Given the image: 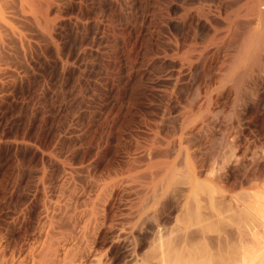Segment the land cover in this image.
<instances>
[{
	"label": "rangeland",
	"instance_id": "rangeland-1",
	"mask_svg": "<svg viewBox=\"0 0 264 264\" xmlns=\"http://www.w3.org/2000/svg\"><path fill=\"white\" fill-rule=\"evenodd\" d=\"M218 1L0 0V37L2 36L3 41H0V264H42L44 259L47 260L45 264L49 263L50 254L47 253L46 256L44 253L50 246L51 250L59 246L58 260L64 257L61 261L64 260L67 264L76 256H79V259L76 258L78 261H84L85 264H160V256L157 255L159 247L161 250L165 249V252L161 251L167 257L164 256V264H180V254L183 264H212L228 249L245 244V239H249L247 242L252 244L251 231L258 225L257 221H251L253 218H247L248 222L233 218L239 212L241 202L251 198L252 192L264 190V124L257 117L261 107H264V98L261 95L255 96L251 107L244 111L245 115H240L239 110H244L246 106L244 100L234 97L232 93L213 99L210 97L213 89H203L208 75L210 82L217 77L214 75L219 66L214 60L217 57L201 61V66L198 64L199 68L191 80L187 71L178 67V57L185 48L184 37L192 31L190 14L196 6L201 5L204 8V13H200L204 14L201 18L204 21L205 18L211 19L205 24L221 23V16L216 9L222 0ZM189 8L193 10L190 11ZM207 24L203 31H199L202 33L199 35L200 43L210 39L212 28ZM224 55L225 53L220 54L219 61L223 60L225 64L228 55ZM195 89L200 91V97L191 102L193 94L197 93ZM204 92H207L208 99ZM198 107H201L200 111ZM210 117H215L212 124L206 121ZM183 120L187 122L184 124L190 126L196 122L198 126H193L200 133L189 135L185 130L180 133ZM201 121L206 122L202 124ZM232 127L236 131H242L239 135L243 137L237 145L231 138L236 135L232 133L235 131ZM231 133L233 135L230 137ZM228 134L227 138L231 140H225ZM191 136L193 138L189 139ZM177 138L181 141L175 142L178 141ZM174 143L183 144L180 150L183 152L180 153L179 145L177 150ZM173 152L179 153H176L179 155L176 158L178 161ZM186 152L189 153L188 157ZM182 153L185 154L181 155ZM183 158L187 160V164ZM182 160L185 166L181 163ZM229 165H235L233 167L236 169L229 172ZM144 166H152V170L148 171ZM162 167L166 168L159 170L163 174L170 170L168 177L176 170L171 180L163 175L167 180L164 182L163 177L162 184L170 183L166 184L169 188L164 186L171 191L167 190L164 195L161 193L166 189L161 187V183L158 187L163 189H158L161 198L166 197L161 209L164 212L161 215L164 216H161V224L156 229L153 228L154 232L142 223L137 225L142 229L135 227V231L146 230L145 235H148L142 240V248L137 253L131 250V255L130 248L134 245L131 244L135 240L132 241L134 238L128 237L126 232L130 222L134 223L130 217L134 215L131 217L133 220L136 217V198L139 200L140 194L142 196L143 190L147 189L144 183L149 180V175H155L158 172L156 169H163ZM184 167L188 173H195L197 183L193 181L194 184H213L214 190V197L206 194L207 190L197 193V215L192 221L196 222L189 225L190 228L182 220L185 217L183 199L186 198L185 195L192 194L188 187L191 186L189 183L192 184L191 177L194 179L195 175L186 174ZM219 169L222 171L219 172ZM146 170L147 177L143 173ZM184 174L189 175V178ZM226 175L235 180L233 185H224L222 177ZM214 176H222V180L216 181L217 177ZM154 177L152 175L157 183L158 179L162 180L159 175ZM153 180L150 178L148 182L152 181L150 183L153 184ZM148 182L146 184L150 187ZM184 189L189 192L183 193ZM178 195L183 197L182 202ZM234 202H237V206ZM93 207L98 210L97 222L92 219V214H87ZM91 224L98 227L94 225L93 228ZM259 227L257 228L260 229ZM188 231L195 233L194 238L192 236L190 242L188 240V246L180 238L182 243L179 245V237L185 236ZM67 247L72 248L68 251ZM41 249L45 250L43 254ZM126 249H129L128 252ZM187 249L192 250L188 253ZM122 250L127 252L126 256ZM184 251L187 252L186 256ZM62 252H65L64 256ZM152 253L158 256L159 261L152 257Z\"/></svg>",
	"mask_w": 264,
	"mask_h": 264
},
{
	"label": "bare ground",
	"instance_id": "bare-ground-1",
	"mask_svg": "<svg viewBox=\"0 0 264 264\" xmlns=\"http://www.w3.org/2000/svg\"><path fill=\"white\" fill-rule=\"evenodd\" d=\"M29 1V0H28ZM211 1V0H210ZM218 0H216V2H217ZM191 2V1H190ZM190 2H189V4H190ZM201 2V1H200ZM207 2H208V0H207ZM215 2V3H216ZM219 2V1H218ZM178 3V2H177ZM183 3V2H182ZM206 3V2H205ZM209 3V2H208ZM200 4V3H199ZM216 4H219V3H216ZM221 4V5H220ZM219 5V8L217 7V9H216V11L218 12V15L219 16H221V19L220 20H222V21H220L221 23H213L212 25L210 24V22L208 23V24H210L211 26H209L210 28H212L211 30H212V33H211V36L209 37V36H207V37H209L210 39L208 40V41H203L202 43H200V42H198V40L200 39V36L199 35H201L200 33H199V31L201 30V31H203L202 29L204 28V26L207 24H205V22H207V20L208 19H210V18H208V19H206L205 18V20L206 21H204L201 17L202 16H204V14L203 15H201L200 13H204V8L202 7L201 8V5L200 6H196V9L195 10H193L194 9V7H193V9L192 8H189V10L191 11V9L193 10L192 11V13L188 10V12L189 13H191L189 16H190V18H192V20H191V25H192V31H191V33H189L188 35H186V37H184V39H185V43H184V50L182 51V54H181V56H179L178 57V62H179V69H183V70H186L187 71V73H188V75L190 76L189 78H190V80L191 79H194V77H195V73H196V71H197V69L199 68V66H198V64H200V62L201 61H206L208 58H211V57H217L216 59H214L215 61H216V63H218L219 64V66H217L218 68L217 69H215V73L216 74H214L215 76L217 75V77L216 78H214V80L213 81H209V75L207 76V80L205 81L206 82V86L203 88V89H207L208 87H211L212 89H213V95H211L210 94V97L211 98H213V99H215V98H217V97H224V94L226 93H232L233 94V96L234 97H236V98H238V99H240V100H244V102H245V105L244 104H242V105H244L245 106V108H244V110H239V113H240V115H243L244 113H246V112H244L245 110H247V109H249L250 107H251V105H252V100H253V98L255 97V96H259V95H261L262 96V98H264V0H222L221 1V3H220ZM4 5V4H3ZM29 5V4H28ZM179 5V4H178ZM182 5V4H181ZM210 5V4H209ZM213 5V4H212ZM27 6V5H26ZM49 6V5H48ZM202 6H204V5H202ZM215 6V5H214ZM213 6V7H214ZM216 6H218V5H216ZM50 7V6H49ZM197 7H200V8H197ZM22 8V7H21ZM20 8V9H21ZM207 8V7H206ZM209 8H210V6H209ZM211 8H212V6H211ZM183 10H184V8H183ZM187 10V9H186ZM209 10V9H208ZM212 10H214V8L212 9ZM2 11V10H1ZM0 11V12H1ZM24 11V10H23ZM185 11V10H184ZM207 11V10H206ZM211 11V10H210ZM30 12V11H29ZM212 12V11H211ZM173 13V12H172ZM180 13V12H179ZM186 13V12H185ZM210 13V12H209ZM214 13V12H213ZM216 13V12H215ZM44 14V13H43ZM42 14V15H43ZM182 14H184V13H182ZM208 14V13H207ZM207 14H205V15H207ZM2 15V14H1ZM0 15V16H1ZM187 15V14H186ZM209 15V14H208ZM211 15H213V14H211ZM215 15V14H214ZM182 16V15H181ZM219 16H217V18L219 17ZM44 17V16H43ZM214 18H216V16H213ZM3 18V17H2ZM220 18V17H219ZM4 20H5V18H4ZM211 20V19H210ZM213 20V19H212ZM209 21V20H208ZM214 21V20H213ZM215 21H218V19L216 20L215 19ZM188 23V22H187ZM207 24V25H208ZM5 25V24H4ZM1 26H3V25H1ZM207 27V26H206ZM3 28V27H2ZM8 28V27H7ZM208 28V27H207ZM5 31H6V29H4ZM8 30V29H7ZM8 31H11V29L10 30H8ZM189 32V31H188ZM208 32H210V31H208ZM10 33H12V32H10ZM16 33V32H15ZM6 34V33H5ZM209 34V33H208ZM2 37V36H1ZM0 37V41H2V38ZM4 37H6V36H4ZM3 37V40L5 39ZM10 37V36H9ZM18 38V37H17ZM203 39V38H202ZM19 40H20V38H19ZM2 43H3V41H2ZM2 43H0V44H2ZM24 44V43H23ZM195 45H197V46H195ZM181 46V45H180ZM179 48V47H178ZM182 50V49H181ZM180 51V50H179ZM175 52V51H174ZM225 53V55L224 56H227L228 55V57H226L227 58V60H225V64L223 63V60H222V62H220L221 61V59H220V54H224ZM170 53V52H169ZM164 55V54H163ZM167 55V54H166ZM169 55V54H168ZM165 57V56H164ZM173 57V56H172ZM175 57V56H174ZM222 58V57H221ZM224 58V57H223ZM220 60V61H219ZM226 61H228V62H226ZM203 63H205V62H203ZM203 63H202V65H203ZM208 64V63H207ZM163 66V65H162ZM200 66H201V64H200ZM214 66H216V64L214 65ZM1 67V66H0ZM4 67V66H3ZM13 69V68H12ZM203 69V68H202ZM212 70V69H211ZM14 71V70H13ZM209 71V70H208ZM213 71V70H212ZM179 72V71H178ZM2 73H3V71H2ZM180 73V72H179ZM183 73V72H182ZM203 73V72H202ZM174 75V74H173ZM197 75V74H196ZM207 75V74H206ZM205 75V76H206ZM176 76V75H175ZM213 76V75H212ZM211 77V76H210ZM173 78V77H172ZM202 79V78H201ZM197 80H198V78H197ZM211 80V79H210ZM208 82V83H207ZM197 83V82H196ZM199 84V83H198ZM200 86V85H199ZM174 87V86H173ZM197 88V87H196ZM208 89H210V88H208ZM182 90V89H181ZM197 90V93L195 92L194 94H193V96H192V100H190L191 102L192 101H196L197 100V98H198V96H199V92L200 91H198V89H195V91ZM205 91H208V90H205ZM210 91V90H209ZM171 93V92H170ZM203 93V92H202ZM205 93V92H204ZM207 93V92H206ZM204 94L206 97H207V94ZM226 94H225V96H226ZM231 94V95H232ZM168 95H170L169 93H168ZM171 96V95H170ZM169 96V97H170ZM183 96V95H182ZM203 96V95H202ZM168 97V98H169ZM200 97V96H199ZM227 97H228V95H227ZM180 98V97H179ZM204 98V97H203ZM210 98V99H211ZM231 98V97H230ZM184 99V98H183ZM207 99H208V97H207ZM234 99V98H233ZM237 99V100H238ZM201 100H202V98H201ZM187 101V100H186ZM194 101V102H195ZM206 101V100H205ZM210 101V100H209ZM208 101V102H209ZM231 101V100H230ZM239 101V100H238ZM242 101H239V102H242ZM190 102V103H191ZM212 102V101H211ZM200 104H201V102H199ZM221 103V102H220ZM231 103H233V102H231ZM193 104V103H192ZM206 104V103H205ZM211 104V103H210ZM216 104V103H215ZM262 104H264V103H262ZM188 105H190V104H188ZM233 105V104H232ZM237 105H239L238 103H237ZM236 105V106H237ZM170 106V105H169ZM199 106V105H198ZM201 106V105H200ZM204 106V105H203ZM202 106V107H203ZM205 106H207V105H205ZM212 107V106H211ZM232 107V106H231ZM239 107V106H238ZM237 107V108H238ZM199 108H201V107H198V110H199ZM214 108V107H213ZM243 108V107H242ZM240 109V108H239ZM163 110V109H162ZM238 110V109H237ZM181 111V110H180ZM183 111V110H182ZM200 111V110H199ZM164 112V111H163ZM189 112V111H188ZM192 112V110L190 111V113ZM217 112V111H216ZM187 113V112H186ZM189 113V114H190ZM193 113V112H192ZM191 113V115H193ZM196 113V112H195ZM214 113V112H213ZM175 114V113H174ZM258 115H257V117H258V121H260V123H262V124H264V107H261V109H260V111L257 113ZM160 115V114H159ZM198 115V114H197ZM237 115H239L238 114V112H237ZM245 115V114H244ZM243 115V116H244ZM188 116V115H187ZM176 117V116H175ZM184 117V116H183ZM183 117H182V119H183ZM216 117V116H215ZM214 117V118H215ZM237 117V116H236ZM240 117V116H239ZM163 118V117H162ZM204 118V117H203ZM214 118H212V117H210V118H208V119H206V121H207V123H209V124H212L213 122H214ZM244 118V117H243ZM144 119V118H143ZM167 119V118H166ZM181 119V118H180ZM217 119V118H216ZM241 119H242V116H241ZM240 119V120H241ZM147 120V119H146ZM168 120V119H167ZM188 120L189 119H187V122H188ZM194 120L196 121V120H198L199 121V119L197 118V119H195L194 118ZM202 120H205V119H202ZM240 120H237V122L238 121H240ZM163 121V120H162ZM176 121V120H175ZM182 121V120H181ZM205 121V122H206ZM223 121V120H222ZM155 122V121H154ZM179 122V121H178ZM184 120H183V124H181L182 125V127H181V125H180V129L182 128V130H180V133H181V131H186V133L188 134L189 133V135H190V133H200V132H197V129L195 128V126H193V125H195L196 124V122H194V124L193 125H191L190 126V124L188 125V124H184ZM187 122H185V123H187ZM202 122V121H201ZM204 122V121H203ZM203 122H202V124H203ZM204 122V123H205ZM228 122V121H227ZM236 122V123H237ZM171 123V122H170ZM188 123H190V122H188ZM224 123V122H223ZM229 123V122H228ZM241 123V122H240ZM243 123V122H242ZM241 123V124H242ZM215 124V123H214ZM231 124V123H230ZM239 124V123H238ZM240 124V125H241ZM249 124V123H248ZM171 125V124H170ZM173 125V124H172ZM188 125V126H187ZM197 125V124H196ZM198 126V125H197ZM236 126V125H235ZM237 126H239V125H237ZM236 126V127H237ZM246 126H249V125H246ZM259 126V125H258ZM214 127V126H213ZM212 127V128H213ZM242 127V126H241ZM240 127V128H241ZM250 127V126H249ZM155 128V127H154ZM160 128V127H159ZM195 128V129H194ZM199 129L198 130H200V127H198ZM224 128V127H223ZM240 128H237V129H240ZM244 128H245V124H244ZM146 129H147V127H146ZM157 129V128H156ZM232 129H233V127H232ZM232 129H231V131H232ZM242 129V128H241ZM240 129V130H241ZM261 129V128H260ZM166 130V129H165ZM169 130H170V128H169ZM203 130V129H202ZM229 130V129H228ZM233 130H235V131H232V133H235L236 135H234V136H232L233 134L231 133V135H230V137L232 138V141L233 142H236V145H237V142L240 140V138L241 137H243V136H240L239 135V133H242V131H236V128L235 129H233ZM262 130H264V129H262ZM154 131V130H153ZM152 131V132H153ZM184 131V132H185ZM220 131V130H219ZM230 131V132H231ZM244 131V130H243ZM248 131V130H247ZM206 132V131H205ZM215 132V131H214ZM228 132V131H227ZM226 132V133H227ZM229 132V133H230ZM155 133V132H154ZM164 133V132H163ZM183 133V132H182ZM207 133V132H206ZM261 133V132H260ZM150 134V133H149ZM183 134H185V133H183ZM172 135V134H171ZM181 135V134H180ZM179 135V136H180ZM188 135V136H189ZM201 135V134H200ZM193 136H195V135H193ZM202 136V135H201ZM229 136V134L228 135H226L225 136V140H227L228 137ZM167 137V136H166ZM169 137V136H168ZM182 137V136H181ZM154 138V137H153ZM193 137L191 136V138L189 137V139H192ZM198 138V137H197ZM231 138H229L230 140H231ZM164 139V138H163ZM175 139V138H174ZM179 138H177L176 140H178ZM181 139V138H180ZM228 139V140H229ZM169 140V139H168ZM185 140V139H184ZM187 140V139H186ZM195 140H197V139H195ZM150 141V140H149ZM159 141V140H158ZM181 141V140H180ZM179 140L178 141H175V142H180ZM190 141V140H189ZM232 141H231V143H232ZM241 141V140H240ZM183 142V141H182ZM192 142V141H191ZM157 143V142H156ZM167 143V142H166ZM169 143V142H168ZM229 143V142H228ZM158 144V143H157ZM173 144V143H172ZM175 145H176V149L178 150V148H179V152L181 153V152H183V150L182 151H180L182 148V145H180V144H176V143H174ZM226 144V143H225ZM224 144V145H225ZM146 145H147V142H146ZM168 145V144H167ZM177 145H179V147L177 146ZM185 145H186V143H185ZM188 145H189V142H188ZM235 145V146H236ZM157 146V145H156ZM194 146V145H193ZM149 147V146H148ZM153 147V146H152ZM159 147V146H158ZM172 147V146H171ZM170 147V148H171ZM178 147V148H177ZM232 147H234V146H232ZM163 148V147H162ZM164 148H165V146H164ZM174 148V147H173ZM176 149H175V151H176ZM194 149V148H193ZM145 150V149H144ZM151 150V149H150ZM171 150H174V149H171ZM220 151V150H219ZM188 152H190V151H188ZM188 152H186V153H188ZM147 153V152H146ZM163 153V152H162ZM174 153V152H173ZM177 154H179L178 152H176ZM176 153H174V154H176ZM195 153V152H194ZM219 153V152H218ZM222 153V152H221ZM173 154V155H174ZM176 154V157H175V160H177L179 157V155H177ZM183 154H185V153H182L181 155H183ZM158 155V154H157ZM156 155V156H157ZM180 155V156H181ZM185 155H187V157L189 156V153L188 154H185ZM223 155V154H222ZM150 156V155H149ZM155 156V157H156ZM192 156V155H191ZM233 156V155H232ZM241 156V155H240ZM172 157V156H171ZM182 157V156H181ZM186 157V156H185ZM154 158V157H153ZM158 158V157H157ZM177 158V159H176ZM134 159V158H133ZM146 159V158H145ZM152 159V158H151ZM185 158H183V160H184ZM188 159H190V158H188ZM193 159V158H192ZM217 159V158H216ZM235 159V158H234ZM132 160V159H131ZM153 160V159H152ZM162 160V159H161ZM181 161V163L182 164H184L183 162L184 161ZM136 161V160H135ZM147 161V160H146ZM149 161V160H148ZM165 161V160H164ZM166 161H168V160H166ZM178 161V160H177ZM186 159H185V163H186ZM189 161V160H188ZM214 161V160H213ZM224 161V160H223ZM236 161H237V159H236ZM138 162V161H137ZM149 162H151V161H149ZM193 162H194V160H193ZM225 162H226V160H225ZM168 163V162H167ZM175 163V162H174ZM179 164L180 162H176V164ZM190 163V162H189ZM192 163V162H191ZM199 163V162H198ZM244 163V162H243ZM131 164V163H130ZM164 163L162 162V164L161 165H163ZM187 164V163H186ZM186 164H184V166L186 165ZM196 164V163H195ZM221 164V163H220ZM227 164V163H226ZM230 164V163H229ZM236 164V163H235ZM238 164V163H237ZM129 165V164H128ZM144 165H146V164H144ZM152 165H154V164H152ZM168 165H169V163H168ZM168 165L166 166V167H168ZM189 166H191L190 164H188ZM207 165V164H206ZM249 165V164H248ZM255 165V164H254ZM130 166V165H129ZM176 166V168H177V165H175ZM200 166V165H199ZM202 166V165H201ZM219 166V165H218ZM233 166H235V165H229L227 168H228V170H229V172H231V171H233L234 170V168L235 167H233ZM136 167V166H135ZM144 167H146V166H144ZM149 167V168H148ZM148 167H146L147 168V170L149 169V170H152L151 168H152V166H151V168H150V166H148ZM155 167V166H154ZM157 167V166H156ZM158 167H159V164H158ZM164 167H165V165H164ZM193 167V166H192ZM237 167V166H236ZM161 168V167H160ZM163 168V167H162ZM169 168V167H168ZM175 168V167H174ZM175 168V169H176ZM185 168V167H184ZM189 168V167H188ZM216 168V167H215ZM130 169H132V168H130ZM143 169V168H142ZM154 169V168H153ZM156 169V168H155ZM166 168H163V169H156V170H158V172L156 171V170H154V172H157L155 175L154 174H151V176L149 175V177L153 180V178H152V175H153V177L154 178H157V175H159V176H161L162 177V180H160V179H158V183L157 182H155L154 180V182H153V184H151L150 182H152V181H150V182H148L149 180H150V178H149V180L147 181V178H145V177H143V178H145L146 179V181L148 182V184H150L151 186L150 187H148L149 185H147L146 183H144L145 185H144V187L145 188H147L145 191L143 190V192L141 191L142 190V187H141V192L143 193L142 194V196H141V194H140V196L139 195H137V196H139L138 198H139V200L136 198V200L138 201V203H137V205H136V207H135V205H134V207H135V213L133 212V211H131V212H133L134 214H136L135 216V218H136V220H135V218H134V220H133V218H131L132 216L134 217V215H130L131 217H130V219H132V221L134 222V223H132V222H130L131 223V225L129 224V226H127L128 227V229H127V232H126V235L129 237H131V238H134V239H132V241L133 240H135V242L133 241V243L131 244V245H133V247L131 246V248H130V251L131 250H133V252L134 251H136V253H137V251H139L141 248H142V240L144 239V237L146 236V235H148V234H146L145 235V232L147 233V231L145 230V231H138V229H137V231H135V227L139 224V223H142L143 225H145L146 226V228H149V229H151V231H153V228L155 227V229H156V227H157V225L159 226V224H161V216H164V215H161V214H164V212L162 213V211H161V209L164 207V204H163V200H164V198H166V197H164L163 199L161 198L162 197V195L160 196V192L159 191H161V190H163L164 188L166 189V187H168L169 188V186H166V184L167 185H169L170 183H166V184H162L163 183V175H165V177L166 178H168V179H170L171 180V178H173V174H175L176 172V170L173 172V174H172V176L170 177V175H169V177H168V174L170 173V170H168L167 172L165 171L164 172V174L163 173H161L159 170H165ZM191 169H193V168H191ZM236 169V168H235ZM243 169V168H242ZM122 170V169H121ZM147 170H146V172H144L143 171V173H145V176H146V174H147ZM148 170V171H149ZM178 170H179V172H180V168L178 167ZM184 170V169H183ZM188 171H189V169H187ZM221 169H219V172H221L220 171ZM224 170V169H223ZM240 170V169H239ZM251 170V169H250ZM131 171V170H130ZM133 171H135V170H133ZM132 171V172H133ZM185 171H186V168H185ZM191 171V170H190ZM193 171H195L194 169H193ZM142 172V171H141ZM183 172V171H182ZM182 172H180V173H182ZM187 172V171H186ZM198 172V171H197ZM201 172V171H200ZM251 172V171H250ZM125 173H126V171H125ZM129 173V172H128ZM127 173V174H128ZM135 173V172H134ZM148 173H151V172H148ZM162 175H161V174ZM166 173V174H165ZM205 173H207V172H205ZM228 173V172H227ZM232 173H234V172H232ZM238 173V172H237ZM186 174H191V172H187ZM192 174H194L195 175V173H193L192 172ZM191 174V175H192ZM215 174V173H214ZM219 174V173H218ZM217 174V175H218ZM259 174V173H258ZM122 175V174H121ZM185 175V174H184ZM193 175V176H194ZM197 175H198V173H197ZM213 175V174H212ZM250 175V174H249ZM116 176V175H115ZM135 176V175H134ZM133 176V177H134ZM147 176H148V174H147ZM146 176V177H147ZM181 176V175H180ZM187 176H189V175H187ZM186 175H185V177H187ZM223 176V175H222ZM222 176H214V177H217L215 180L217 181L218 179L220 180L221 179V177ZM260 176V175H259ZM128 177V176H127ZM126 177V178H127ZM130 177V176H129ZM160 177V178H161ZM164 177V178H165ZM191 177V176H190ZM211 177H213V176H211ZM244 177V176H243ZM250 177V176H249ZM164 179V182H166V180L167 179ZM187 178H189V177H187ZM186 178V179H187ZM196 178V175H195V177H194V179ZM208 178H209V176H208ZM240 178V177H239ZM135 179V178H134ZM192 179V177H191V180H190V182H192V184L191 183H189V182H185L186 184H190L191 186H189L188 187V190L190 189V191H191V195L190 196H187L188 194V190H185L184 189V192L183 193H185V191H186V194L187 195H185L186 196V198L185 199H183V201L185 200V202H184V206L183 207H185V209H186V211H185V209H184V212H185V215H183V216H185L183 219H182V217H181V219L182 220H184L185 222H186V224H187V226L190 228V226H192V224H194L195 222H196V220H195V222H192V221H194L193 219H194V217H195V215H197V211L195 210L196 208H198V201H199V198L197 199V193L198 192H200V190H201V193H202V190H207L208 191V193H206V192H204V193H206V194H211V196L210 197H214V196H212L213 195V184H210V186H208L209 184H207L206 182H205V184L206 185H202V183L203 182H201L200 183V185H197V184H194L195 182L197 183V179ZM222 179H223V182H224V185H227V186H231V185H233L234 184V179H232L230 176H228V175H226L225 177H222ZM221 179V180H222ZM236 179V178H235ZM247 179V178H246ZM133 180V179H132ZM139 180V179H138ZM160 180V181H159ZM169 180V181H170ZM210 180H212V179H210ZM209 180V181H210ZM249 180V179H248ZM125 181V180H124ZM127 182H129L128 180H126ZM140 181V180H139ZM183 181V180H182ZM193 181H194V183H193ZM209 181H207V182H209ZM214 181V180H213ZM119 182V181H118ZM144 181L142 180V183H143ZM142 183H138V185L139 184H141L142 185ZM154 183H156V184H158V186L155 184L154 185ZM162 184L163 186H161L163 189H161V187H160V189L158 188L159 187V184ZM176 183L177 184H179L177 181H176ZM184 183V182H183ZM182 183V184H183ZM220 183V182H219ZM222 183V182H221ZM236 183V182H235ZM115 184V183H114ZM126 184H128V183H126ZM181 184V185H182ZM188 184V185H189ZM216 184V183H215ZM135 185V184H134ZM140 185V186H141ZM187 185V186H188ZM223 185V184H222ZM223 185V186H224ZM115 186V185H114ZM124 186V185H123ZM130 186V185H129ZM140 186H139V188H140ZM143 186V185H142ZM147 186V187H146ZM178 186V185H177ZM185 186V185H184ZM262 186V185H261ZM111 188V187H110ZM166 189L165 191H163L161 194H164L165 195V193H166V191L168 190V191H171V190H169V189ZM182 188H184L183 186H182ZM214 188H216V187H214ZM244 188V187H243ZM250 188V187H249ZM262 188H264V187H262ZM104 189V188H103ZM129 189V188H128ZM158 189H159V191H158ZM180 189V188H179ZM227 189V188H226ZM233 189H234V187H233ZM256 189V188H255ZM105 190V189H104ZM111 191H112V189H110ZM127 190V189H126ZM137 190V189H136ZM135 190V191H136ZM183 190V189H182ZM182 190H180V191H182ZM109 191V190H108ZM110 191V192H111ZM178 190H176V192H177ZM227 191V190H226ZM254 191V190H253ZM138 192V191H137ZM140 192V193H141ZM159 192V193H158ZM179 192V191H178ZM210 192V193H209ZM217 192H219V190H217ZM228 192V191H227ZM139 193V192H138ZM173 193H175V191H173ZM173 193H171V194H173ZM220 193V192H219ZM218 193V194H219ZM224 193V192H223ZM250 193V192H249ZM100 194H101V191H100ZM178 194V193H177ZM180 194V193H179ZM199 194V193H198ZM215 194V196H217L218 197V195H216V193H214ZM244 194V193H243ZM175 195V194H174ZM180 195H182V194H180ZM180 195H178V197L180 196ZM242 195V194H241ZM251 196V198H249V199H245L246 201H243L242 199V201L243 202H241V204H240V206H241V208L239 207V212H237V213H235L234 215V218L233 219H239V220H243V219H247V218H253V219H251V221L253 220V222H256L257 221V224L260 226H256V228H255V226L253 225V227L255 228H251L253 231H251L252 233H251V235H252V237H251V242H252V244L250 243V241H249V243L247 242L248 240L247 239H243L242 237H238V238H242L241 240L243 241V242H245V244L243 243V244H241V243H239V244H241L238 248L237 247H234L235 249H228L227 251H226V253H224V255L223 256H221L220 255V257H218L217 258V260H214L213 261V263L212 264H264V190H260L259 189V191L257 190V191H254V192H252L251 194H250ZM173 195H171V197H172ZM220 196H221V194H220ZM224 196V195H223ZM235 196V195H234ZM244 196V195H243ZM247 197H248V195H246ZM97 197H98V195H97ZM106 197V196H105ZM201 197V196H200ZM209 197V196H208ZM209 197V198H210ZM247 197H245V198H247ZM100 198V197H99ZM176 198V197H175ZM180 198V197H179ZM178 198V199H179ZM183 197H181L180 198V200L182 199ZM206 198V197H205ZM208 198V199H209ZM219 198V197H218ZM134 199V198H133ZM177 199V198H176ZM212 199V198H211ZM217 199V198H216ZM227 199H228V197H227ZM226 199V200H227ZM237 199V198H236ZM98 200V199H97ZM172 199H170V201H171ZM180 200H178L179 202H180ZM214 200V199H213ZM213 200H210V201H213ZM218 200V199H217ZM238 200V199H237ZM241 200H239V202L241 201ZM132 201V200H131ZM216 201V200H215ZM232 201V200H231ZM101 202V201H100ZM173 202H174V200H173ZM181 202H182V200H181ZM180 202V203H181ZM224 202V201H223ZM92 203V202H91ZM105 203V202H104ZM136 203V202H135ZM170 203H172V202H170ZM219 203H221V202H219ZM231 203V202H230ZM235 203V202H234ZM237 203V202H236ZM235 203V204H236ZM107 204V203H106ZM183 204V203H182ZM234 204V205H235ZM94 205V204H93ZM98 205V204H97ZM113 205V204H112ZM130 205H131V202H130ZM171 205H175V204H171ZM215 205V204H214ZM222 205V204H221ZM91 206V205H90ZM90 206H88V207H90ZM95 206H96V204H95ZM98 206H100V205H98ZM176 206V205H175ZM175 206H173L174 208H175ZM177 208L179 209L180 208V206L178 205V203H177ZM200 206H201V204H200ZM205 206V205H204ZM213 206V205H212ZM224 206V205H223ZM235 206H237V204L235 205ZM182 207V206H181ZM216 207V206H215ZM220 207V206H219ZM99 208V207H98ZM133 208V207H132ZM171 208H172V206H171ZM203 208V207H202ZM217 208V207H216ZM96 207L94 208L93 207V209H89L88 210V212H87V214L88 215H91L92 214V219L93 220H95L96 222L99 220V218H98V210L96 209ZM173 209V208H172ZM171 209V210H172ZM237 209V208H236ZM133 210V209H132ZM198 210V209H197ZM219 210V209H218ZM215 211V210H214ZM221 211H223V210H221ZM161 212V213H160ZM183 212V211H182ZM101 213V212H100ZM132 213V214H133ZM94 214V215H93ZM101 214H103V213H101ZM179 214V213H178ZM211 214V213H210ZM82 215V214H81ZM177 215V214H176ZM102 216V215H101ZM100 216V217H101ZM83 217V216H82ZM91 217V216H90ZM210 217V216H209ZM97 219V220H96ZM101 219H102V217H101ZM104 219H105V217H104ZM103 219V220H104ZM116 220H117V218H115ZM177 219V218H176ZM175 219V220H176ZM180 219V218H179ZM178 219V220H179ZM88 220H89V217H88ZM244 220V221H245ZM248 220V219H247ZM246 220V222H248ZM255 220V221H254ZM130 221V220H129ZM181 221V220H180ZM103 222V221H102ZM105 222V221H104ZM115 222V221H114ZM128 222V221H127ZM176 222V221H175ZM182 222V221H181ZM238 222V221H237ZM82 223H84V222H82ZM89 223V222H88ZM88 223H86V224H88ZM163 223V222H162ZM220 223V222H219ZM239 223V222H238ZM245 223V222H244ZM252 223V222H251ZM78 224V223H77ZM99 224V223H98ZM101 224V223H100ZM107 224H108V221H107ZM126 224V223H125ZM184 224V223H183ZM216 224V223H215ZM73 225H75V223L73 224ZM83 225V224H82ZM89 225V224H88ZM87 225V226H88ZM94 225L95 224H91V226L94 228ZM123 225V224H122ZM142 225V226H143ZM190 225V226H189ZM218 225V224H217ZM95 226H97V225H95ZM138 226H140V225H138ZM137 226V228H141V227H138ZM161 226V225H160ZM84 227V226H83ZM89 227V226H88ZM98 227V226H97ZM96 227V228H97ZM126 227V228H127ZM187 227V228H188ZM213 227H214V225H213ZM257 227H259L260 229H258ZM91 228V227H90ZM106 228V227H105ZM105 228H103L104 230H105ZM108 228V227H107ZM112 228V227H111ZM120 228V227H119ZM160 228V227H159ZM164 228V227H163ZM172 228V227H171ZM97 229H99V228H97ZM142 229V228H141ZM143 229H144V227H143ZM200 229V228H199ZM216 229V228H215ZM160 230V229H159ZM159 230H156V232L157 231H159ZM185 230V229H184ZM193 230V229H192ZM205 230V229H204ZM211 230V229H210ZM91 231V230H90ZM125 231V230H124ZM197 231V230H196ZM196 231H194V232H196ZM94 232V231H93ZM120 232V231H119ZM154 232V231H153ZM152 232V233H153ZM185 232V231H184ZM201 232H202V229H201ZM200 232V233H201ZM86 233V232H85ZM90 233V232H89ZM125 233V232H124ZM148 233H149V231H148ZM157 233H159L160 234V231L159 232H157ZM161 233H163V232H161ZM166 233V232H165ZM168 233V232H167ZM170 233V232H169ZM198 233V232H197ZM102 234V233H101ZM191 234H193V232L191 231L190 233H189V231H188V234L187 233H185V236L183 235V237H179V242L178 243H180V238H182L185 242H186V245H187V242H188V240H189V242H190V239H192V236H193V238H194V234L193 235H191ZM250 234V233H249ZM88 235V234H87ZM105 235V234H104ZM117 235V234H116ZM121 235V234H120ZM158 235V234H157ZM163 235V234H162ZM162 235H160V237L162 236ZM166 235V234H165ZM202 235V234H201ZM204 235H205V233H204ZM102 236V235H101ZM180 236V235H179ZM243 236V235H242ZM126 237V236H125ZM159 237V240L162 238H160ZM177 237V236H176ZM250 237V236H249ZM81 238H83L82 237V235H81ZM130 238V239H131ZM146 238V237H145ZM156 238H157V236H156ZM64 239V238H63ZM68 239V238H67ZM127 239H129V238H127ZM165 239V238H164ZM173 239V238H172ZM176 239V238H175ZM124 240H125V238H124ZM56 241V240H55ZM63 241V240H62ZM78 241V240H77ZM79 241H80V239H79ZM155 241H157V240H155ZM160 241H162V240H160ZM165 241V240H164ZM164 241H162V242H164ZM172 241V240H171ZM182 241V240H181ZM183 241V242H184ZM239 241V240H238ZM71 242V241H70ZM118 242V241H117ZM173 242H175V243H177V241L176 240H174ZM184 242V243H185ZM198 242V241H197ZM246 242H247V244H246ZM56 243V242H55ZM54 243V244H55ZM165 243V242H164ZM163 243V244H164ZM166 243H168V241L166 242ZM182 243V242H181ZM181 243L179 244V245H181ZM47 245H48V243H46ZM49 244H51V243H49ZM53 244V243H52ZM51 244V245H52ZM53 244V245H54ZM82 244V243H81ZM84 244V243H83ZM129 244V243H128ZM155 244V243H154ZM160 245H161V242L159 243ZM162 244V247L164 246ZM190 244H192V243H190ZM196 244V243H195ZM45 245V244H44ZM43 245V246H44ZM57 245V244H56ZM56 245H54V246H56ZM66 245V244H65ZM167 246H168V244H166ZM165 245V246H166ZM177 245V244H176ZM201 245V244H200ZM205 245V244H204ZM54 246H52V247H54ZM70 246V245H69ZM77 246V245H76ZM75 246V247H76ZM85 246V245H84ZM130 246V245H129ZM154 246V245H153ZM166 246V247H167ZM188 246V245H187ZM42 247V246H41ZM45 247V246H44ZM49 247V245L47 246V248ZM51 247V246H50ZM48 248V251H45L44 249H47L46 247L44 248V249H41L40 251L42 252L41 254H43V252L45 251L46 253H44V254H46V256L48 255L47 253H49L50 255L48 256L49 257V263H46V264H58L57 262L58 261H60L61 263L63 262L64 263V260L63 261H61L62 259H64V255H65V252H62L61 254L63 255V253H64V255L61 257L62 259L61 260H58V258H59V250H58V247L56 246L55 248H57L56 250H54V249H52L51 250V248ZM64 247V246H63ZM120 247V246H119ZM123 247V246H122ZM159 247V246H158ZM180 247V246H179ZM183 247V246H182ZM204 247V246H203ZM223 247V246H222ZM61 248V247H60ZM68 248V247H67ZM72 248V247H71ZM70 248V249H71ZM121 248V247H120ZM124 248V247H123ZM122 248V249H123ZM160 248V250H159V254H157V255H159L160 256V261H161V263L160 264H164L165 263V259L167 258L166 257V255L164 254L163 255V252H161V251H164L165 249H163V250H161L162 248L161 247H159ZM184 248H185V245H184ZM188 248V247H187ZM69 248L67 249L68 251L70 250ZM78 249V248H77ZM154 249V248H153ZM172 249V248H171ZM178 249V248H177ZM192 249H194V248H192ZM192 249H187L188 251V253H190L189 252V250H192ZM196 249V248H195ZM44 250V251H43ZM54 250V251H53ZM60 250H62V249H60ZM67 250H65V251H67ZM129 250V249H128ZM128 250L126 249V251L128 252ZM184 250H186V248L184 249ZM197 250H198V248H197ZM219 250V249H218ZM226 250V249H225ZM49 251H51V252H49ZM67 251V252H68ZM78 251V250H77ZM76 251V252H77ZM83 251H85V250H83ZM157 251V250H156ZM180 251V250H179ZM207 251H209L208 249H207ZM223 251V250H222ZM221 251V252H222ZM61 252V251H60ZM66 252V253H67ZM122 252H125V251H123L122 250ZM127 252H125V255L124 256H126V253ZM132 251L131 252H129V253H131V255H132V253H133ZM160 252H161V255H160ZM165 252V251H164ZM171 252V251H170ZM187 252L185 253V251H184V254H185V256H186V254H187ZM193 253H194V250L192 251ZM191 252V253H192ZM196 252V251H195ZM202 252H203V250L201 251V255H202ZM205 252V251H204ZM39 253V252H38ZM154 254H155V252H153ZM152 253V254H153ZM158 253V252H157ZM173 253V252H172ZM193 253H192V255H193ZM41 254H39L40 256H41ZM122 254V253H121ZM124 254V253H123ZM153 254V255H154ZM168 254V253H167ZM177 254H179L178 253V251H177ZM177 254H176V258L178 257V256H180V258H181V260H182V254H180V255H178L177 256ZM72 255V254H71ZM82 255H84V254H82ZM112 255H115V254H112ZM156 255V256H157ZM169 255V254H168ZM167 255V256H168ZM171 255V254H170ZM175 255V254H174ZM192 255H191V257H192ZM196 255H197V253H196ZM199 255H200V253H199ZM199 255H198V257H199ZM217 255V254H216ZM45 256V257H46ZM61 256V255H60ZM74 256V255H73ZM72 256V257H73ZM81 256V255H80ZM155 255L154 256H152V257H154V259L155 258H157ZM164 256L166 257V258H164ZM187 256H190V255H187ZM209 256V255H208ZM44 257V256H43ZM47 257V258H48ZM75 257V256H74ZM79 257V256H78ZM77 256H76V258H78ZM111 257V256H110ZM147 257H148V255H147ZM151 257V258H152ZM195 257V256H194ZM213 257V256H212ZM46 258V259H47ZM69 257H67V259H68ZM76 258H72V260H70V259H68V260H70V261H68L69 263L68 264H83V262L84 261H82L81 262V260H77ZM170 258H171V256H170ZM179 258V259H180ZM42 259H44V258H42ZM60 259V258H59ZM79 259V258H78ZM153 259V258H152ZM159 259L157 258L156 260H158L159 261ZM172 259V258H171ZM170 259V260H171ZM215 259V258H214ZM124 260V259H123ZM176 260V259H175ZM180 260V264H183V262ZM188 260V259H187ZM44 262H46L45 261V259L43 260ZM110 261V260H109ZM118 261V260H117ZM144 261V260H143ZM200 261V260H199ZM44 262H42V264H45ZM65 262H67L66 260H65ZM111 262H112V260H111ZM134 262V261H133ZM168 262V261H167ZM174 262V261H173ZM62 263V264H63ZM105 263V262H104ZM107 263V262H106ZM109 263V262H108ZM117 263V262H116ZM148 263H149V260H148ZM151 263V262H150ZM169 263H170V261H169ZM33 264H35V263H33ZM38 264V263H37ZM41 264V263H40ZM60 264V263H59ZM64 264H67V263H64ZM84 264H85V262H84ZM113 264H115V263H113ZM167 264V263H166ZM171 264V263H170Z\"/></svg>",
	"mask_w": 264,
	"mask_h": 264
}]
</instances>
